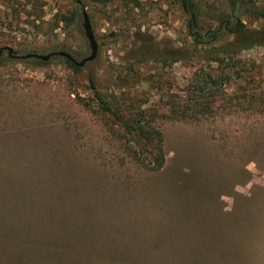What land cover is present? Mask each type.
<instances>
[{
	"label": "rangeland",
	"instance_id": "1",
	"mask_svg": "<svg viewBox=\"0 0 264 264\" xmlns=\"http://www.w3.org/2000/svg\"><path fill=\"white\" fill-rule=\"evenodd\" d=\"M189 1L187 8L181 0H0V47L14 52L0 61L1 199L9 198L1 190L22 188L19 199H38L63 216L74 210L79 226L90 221L108 232L88 233L91 245L95 238L117 251L153 246V233L195 238L196 220L181 224L183 215L215 221V201L229 214L239 197L264 188V47L231 51L230 0ZM81 10L96 44L91 62L74 70L60 56L19 58L87 57ZM238 17L245 36L264 38V19ZM116 118L160 132L162 170L144 167L154 166L155 151ZM242 169L248 179L234 183ZM260 212L255 249L264 248V205ZM166 244L179 243H159Z\"/></svg>",
	"mask_w": 264,
	"mask_h": 264
},
{
	"label": "trees",
	"instance_id": "2",
	"mask_svg": "<svg viewBox=\"0 0 264 264\" xmlns=\"http://www.w3.org/2000/svg\"><path fill=\"white\" fill-rule=\"evenodd\" d=\"M181 2L187 8L190 6L189 0H181ZM75 3L80 5L79 0H75ZM230 10L235 13L234 24L236 26V28L229 29L233 35V42L229 47L231 51L252 46L264 47V38H259L258 35L245 36L244 26L238 17L240 13H246L264 19V7L253 3L245 4L241 0H230ZM58 21H51L53 23L49 24L50 28L55 29ZM30 26L36 27L33 22ZM0 48L7 49L6 47ZM13 53L12 51L7 52V56L4 57L3 52H0V61L3 58L6 61L11 60ZM208 59L216 62L217 65L222 62L217 56H210ZM63 61L74 70H79L67 59L64 58ZM206 81L214 85L218 78L207 75ZM88 82L95 100L103 111L113 115L109 104L104 102L95 91L92 77H88ZM262 96L264 97V92ZM170 112L181 115L183 110L172 108ZM116 119L127 133L136 137L135 143H141L142 147H151L152 151H155L154 157L151 158L154 166L144 167L153 172L162 170L164 156L161 149L160 132L153 127H144L139 120ZM148 155H152V152ZM247 176V172L242 169L238 176L239 179L234 180V183L246 181ZM230 188H232L231 185ZM255 189L258 192L239 197V201L235 202L229 214L223 213L222 208L218 206L219 203L214 200L217 211L215 215V211L210 213L212 217H216L215 221H210L205 216L198 220L191 215L188 216V213L183 215L180 218L182 222L179 220L181 224L196 220L199 235L195 238L183 233L184 231L175 239L168 238V235H166L167 238L158 235L154 237L153 233L151 238L153 246L144 248L131 246L117 251L108 250L106 246L99 245L94 240L95 238L93 239L94 246L91 245L90 241L93 237L104 236L108 232L105 228H99L90 221H87L86 225L79 226L74 210L66 209L68 213L63 216L54 208L48 209V204L38 199L17 198L23 191L22 188L1 190L9 198H0V264H264V248L255 249L253 247L258 237V233L255 235V226L261 218L260 208L264 205V188ZM68 204L72 202H66L65 205ZM203 204V208L209 206L206 202ZM227 216L235 217V219H226ZM91 232L95 236L90 234V239H88V233ZM137 237V235H132V239ZM171 241H178L179 244L159 245L161 242ZM205 241L212 244L205 246ZM256 260H259L258 263Z\"/></svg>",
	"mask_w": 264,
	"mask_h": 264
},
{
	"label": "water",
	"instance_id": "3",
	"mask_svg": "<svg viewBox=\"0 0 264 264\" xmlns=\"http://www.w3.org/2000/svg\"><path fill=\"white\" fill-rule=\"evenodd\" d=\"M81 15H82V29L84 31V36L88 42V46H89V50H90V54L85 57L84 59L80 60L79 62L75 61L69 54L65 53V52H52L49 54H45V55H41V54H26L23 55L19 58L21 59H29V58H33L36 60H40L42 62H46L51 56H60L63 57L65 59H67L69 62H71L75 67L81 68L85 63L90 62L94 59L95 56V52H96V44L94 41V37H93V33L91 31V27L87 18L86 13L84 12V10H81ZM3 49L0 48V52H2ZM7 52H11L12 50L7 48L6 49Z\"/></svg>",
	"mask_w": 264,
	"mask_h": 264
}]
</instances>
